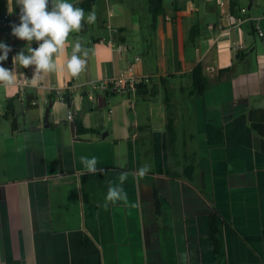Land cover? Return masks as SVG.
I'll return each mask as SVG.
<instances>
[{
  "label": "crops",
  "instance_id": "obj_1",
  "mask_svg": "<svg viewBox=\"0 0 264 264\" xmlns=\"http://www.w3.org/2000/svg\"><path fill=\"white\" fill-rule=\"evenodd\" d=\"M235 2L164 0L155 21L149 0H96L85 11H95V23L85 19L69 35L40 87L0 86V264H264V135L249 118L264 110V0ZM19 11L0 0V41L13 36ZM77 39L87 65L72 77L64 63ZM16 45L0 62L6 68L29 46L17 37ZM33 70L16 66L21 83ZM118 76L140 78L154 94L92 87ZM10 101L16 127L5 117ZM210 127L222 138H210ZM81 156H95L104 171L88 173ZM144 164L150 171L140 179ZM121 172L129 173L127 202L105 210Z\"/></svg>",
  "mask_w": 264,
  "mask_h": 264
},
{
  "label": "clouds",
  "instance_id": "obj_2",
  "mask_svg": "<svg viewBox=\"0 0 264 264\" xmlns=\"http://www.w3.org/2000/svg\"><path fill=\"white\" fill-rule=\"evenodd\" d=\"M8 3L11 4L12 0H8ZM15 4L20 9L19 23L11 25V34L27 41L29 46L26 51L22 49L12 57L13 68H6L0 63V86L40 87L44 74L57 71L54 57L65 53L69 35L73 32L79 33L84 27L85 19L88 24H94L96 13L93 10L85 16L83 8L69 3L68 0H15ZM12 11L9 9L10 13ZM33 41L38 45L35 48L31 47ZM11 50L9 45L0 41V53H2L0 62L8 59ZM87 57L88 50L77 39L72 44L70 56L65 60L66 71L72 77L78 76L86 69ZM16 66L33 67L32 77H25L21 83L17 77ZM80 161L88 173L96 174L104 171L102 168H97L98 160L95 156L91 158L81 156ZM150 167L148 164L140 166L135 175L143 179L150 171ZM128 175V172H121L118 176L119 183H110L103 205L105 210L108 209L109 203L127 202L128 197L123 184ZM182 259L186 261L187 254H184Z\"/></svg>",
  "mask_w": 264,
  "mask_h": 264
},
{
  "label": "trees",
  "instance_id": "obj_3",
  "mask_svg": "<svg viewBox=\"0 0 264 264\" xmlns=\"http://www.w3.org/2000/svg\"><path fill=\"white\" fill-rule=\"evenodd\" d=\"M96 0H83L80 3L75 4L77 7H81L84 11H90L94 6ZM235 0H232V9L235 7ZM164 5V0H149V9L153 14V18L156 21L158 15L162 12ZM4 43L11 47V51L8 53V56L11 58V55L16 52L17 45H16V37L14 36H7L4 38ZM33 48L37 47V43L33 41L32 43ZM1 54V53H0ZM231 68H226L221 72L230 71ZM193 81H194V89L196 90L195 93L201 94L206 89V77L203 74V69L201 65H197L193 71ZM136 90L139 94H142L145 97L152 96L154 93L148 88L146 83L140 82L136 86ZM113 92L117 90H112ZM64 99L70 105L72 104V95L70 93L64 94ZM5 117L12 121L14 127L17 126V112L16 108L12 101H10L6 107ZM250 123L252 127L257 130L260 134L264 135V110H252L250 112ZM168 131L171 136L174 135V125L173 120H170L168 123ZM78 130L80 132L90 131V128H86L83 125H78ZM210 138L213 137V133L215 132L219 139L222 138V132L220 130H216L213 127H210ZM194 165L187 166L186 172L191 174L194 171ZM210 223L212 227V237L213 242L216 246V250L218 251L220 248V226H219V214L213 213L210 218Z\"/></svg>",
  "mask_w": 264,
  "mask_h": 264
},
{
  "label": "built area",
  "instance_id": "obj_4",
  "mask_svg": "<svg viewBox=\"0 0 264 264\" xmlns=\"http://www.w3.org/2000/svg\"><path fill=\"white\" fill-rule=\"evenodd\" d=\"M244 11L246 9H243ZM5 18H9L10 14L7 13L4 15ZM230 17V16H229ZM119 30L117 28H111V33L115 34ZM257 32L260 36H264V29L261 28L259 25L257 26ZM243 46L241 44H236L234 48L236 50H240ZM120 48H123V46H120ZM140 82H143L142 79L137 77H128V76H118L107 80H102L99 82H93L92 87L94 89H107V90H117V91H126V90H136L137 84ZM89 97L91 99L95 98L94 93H90ZM68 120L74 119V111L71 109L68 112L67 115Z\"/></svg>",
  "mask_w": 264,
  "mask_h": 264
},
{
  "label": "water",
  "instance_id": "obj_5",
  "mask_svg": "<svg viewBox=\"0 0 264 264\" xmlns=\"http://www.w3.org/2000/svg\"><path fill=\"white\" fill-rule=\"evenodd\" d=\"M49 113H50V106L46 108V114H45V117H44V123L45 125H48L47 121H48V116H49ZM72 126H74V122L72 123Z\"/></svg>",
  "mask_w": 264,
  "mask_h": 264
},
{
  "label": "rangeland",
  "instance_id": "obj_6",
  "mask_svg": "<svg viewBox=\"0 0 264 264\" xmlns=\"http://www.w3.org/2000/svg\"><path fill=\"white\" fill-rule=\"evenodd\" d=\"M141 99V98H140ZM142 100V99H141Z\"/></svg>",
  "mask_w": 264,
  "mask_h": 264
}]
</instances>
